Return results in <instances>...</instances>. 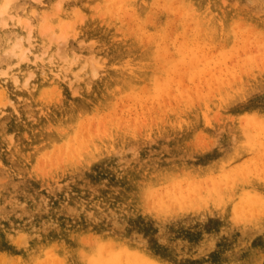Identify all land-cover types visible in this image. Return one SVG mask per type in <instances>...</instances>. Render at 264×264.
I'll list each match as a JSON object with an SVG mask.
<instances>
[{
  "label": "rangeland",
  "instance_id": "1",
  "mask_svg": "<svg viewBox=\"0 0 264 264\" xmlns=\"http://www.w3.org/2000/svg\"><path fill=\"white\" fill-rule=\"evenodd\" d=\"M4 1L0 264H264V0Z\"/></svg>",
  "mask_w": 264,
  "mask_h": 264
},
{
  "label": "bare ground",
  "instance_id": "2",
  "mask_svg": "<svg viewBox=\"0 0 264 264\" xmlns=\"http://www.w3.org/2000/svg\"><path fill=\"white\" fill-rule=\"evenodd\" d=\"M12 1H16V0H5L3 3V7L1 8V13H5V14H7L8 13V9H9V14H11V12H12V9H10V7H11V4H13V3H16V2H12ZM32 1V0H31ZM38 1V0H37ZM40 1V0H39ZM38 1V2H39ZM17 7V6H16ZM12 17V16H11ZM30 29H31V27H29ZM20 39V38H19ZM18 39V40H19ZM28 39V38H27ZM21 40V39H20ZM25 41V40H24ZM21 42V41H20ZM28 42V41H27ZM16 43V42H15ZM17 45H18V43H17ZM13 48H16L15 47V45L13 46ZM15 50V49H14ZM13 49L11 50V53H13V51H14ZM119 50V51H118ZM117 50V48H116V50H114V52H116V53H119V52H121V50L120 49H118ZM121 54H122V52H121ZM120 55V54H119ZM79 103V102H78ZM81 103V102H80ZM79 104H77V106H78ZM100 194H102V195H105V193L103 192V193H100ZM54 198H56V197H54ZM89 198H90V195H77V197L75 198V195H69L67 198H62L61 200H58V198H56V201H53V199H49L48 200V202L45 200V202H47L48 203V206H53V208L54 209H57V210H60V213H59V215H58V217H57V221H56V224L58 225L59 224V226H60V224L61 225H63L64 224V220H65V218H71V216H72V213H71V210H70V207L69 206H66L65 207V205L67 204V203H70L73 207L74 206H77L78 208H77V211H78V213L76 214V216L75 217H73L74 218V223L76 224V225H82V223H83V218L82 217H80V214H81V212H85L84 210H88V209H90V206H91V204H90V202H89ZM154 200V199H153ZM40 201H42V199H38L37 198V201H36V204L33 206V217H36L37 215H38V213H39V211L41 210V209H43L44 207H43V204L40 202ZM91 211H93V207L91 208ZM97 213V212H96ZM96 215V214H95ZM73 218H72V220H73ZM72 220H70L71 221V223H72ZM125 221V220H124ZM70 223V224H71ZM87 222H85V224H86ZM127 223V222H126ZM154 223V222H153ZM13 229V228H12ZM62 236L64 237V236H66L64 233H62ZM43 238V237H42ZM16 242H14V244H15ZM13 244V243H12ZM234 244H235V240H233V239H231L230 240V242H228V243H224L223 244V251H222V253H223V262H225V263H233L234 262V259H235V257H236V254H235V250H234ZM106 250H104L103 252H104V255H103V261H104V263L106 264V261H107V257H108V255H110V254H108L109 253V251H106ZM154 253V252H153ZM229 254V256H227ZM12 255V254H11ZM11 255H10V258H8V261L10 262V264H32L33 263V260H27V259H23V258H21L20 256H18L17 255V258H16V260L14 259V255L11 257ZM95 257V256H94ZM93 257V258H94ZM86 258H89V257H86Z\"/></svg>",
  "mask_w": 264,
  "mask_h": 264
}]
</instances>
